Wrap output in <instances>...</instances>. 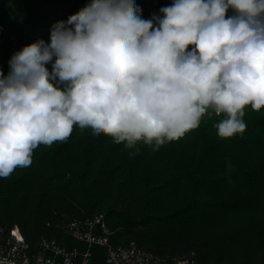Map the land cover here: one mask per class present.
<instances>
[{
    "label": "clouds",
    "instance_id": "1",
    "mask_svg": "<svg viewBox=\"0 0 264 264\" xmlns=\"http://www.w3.org/2000/svg\"><path fill=\"white\" fill-rule=\"evenodd\" d=\"M141 11L135 0H89L48 42L11 56L0 70V178L75 127L133 156L213 114L224 117L219 138L244 133L245 109L264 108V0H173L148 20Z\"/></svg>",
    "mask_w": 264,
    "mask_h": 264
},
{
    "label": "trees",
    "instance_id": "2",
    "mask_svg": "<svg viewBox=\"0 0 264 264\" xmlns=\"http://www.w3.org/2000/svg\"><path fill=\"white\" fill-rule=\"evenodd\" d=\"M88 2L0 0V70L7 75L15 52L48 42L52 26ZM172 2L135 0L145 20ZM223 118L205 116L155 151L140 143L135 156L109 136L75 127L66 142L40 145L29 167L0 178V223H15L29 243L46 236L71 247L68 217L103 210L116 244L189 250L197 264H264V108L248 106L246 130L228 139L214 127ZM93 251L95 262L103 257L100 246Z\"/></svg>",
    "mask_w": 264,
    "mask_h": 264
},
{
    "label": "built area",
    "instance_id": "3",
    "mask_svg": "<svg viewBox=\"0 0 264 264\" xmlns=\"http://www.w3.org/2000/svg\"><path fill=\"white\" fill-rule=\"evenodd\" d=\"M64 230L76 240L71 247L54 237H39L29 243L15 223H0V261L12 264H197L189 250L158 253L134 243H114L103 210L71 215ZM103 257L93 260L94 247Z\"/></svg>",
    "mask_w": 264,
    "mask_h": 264
},
{
    "label": "rangeland",
    "instance_id": "4",
    "mask_svg": "<svg viewBox=\"0 0 264 264\" xmlns=\"http://www.w3.org/2000/svg\"><path fill=\"white\" fill-rule=\"evenodd\" d=\"M213 116H216V115L213 114ZM221 116H223V115H221ZM219 117H220V116H219ZM0 220H3V218L0 217ZM4 220H5V219H4ZM156 230H157V229H156ZM157 232L160 233L161 231L157 230Z\"/></svg>",
    "mask_w": 264,
    "mask_h": 264
},
{
    "label": "water",
    "instance_id": "5",
    "mask_svg": "<svg viewBox=\"0 0 264 264\" xmlns=\"http://www.w3.org/2000/svg\"><path fill=\"white\" fill-rule=\"evenodd\" d=\"M0 264H12V263L0 261Z\"/></svg>",
    "mask_w": 264,
    "mask_h": 264
}]
</instances>
